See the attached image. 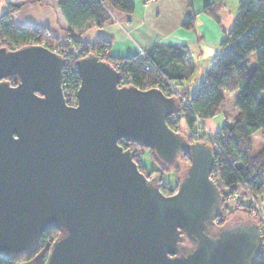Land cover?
Listing matches in <instances>:
<instances>
[{
  "label": "water",
  "instance_id": "1",
  "mask_svg": "<svg viewBox=\"0 0 264 264\" xmlns=\"http://www.w3.org/2000/svg\"><path fill=\"white\" fill-rule=\"evenodd\" d=\"M65 61L43 44L0 47V257H23L56 228L43 264H254L261 224L216 226L225 199L211 178L214 147L169 125L180 98L122 85L91 52L76 62L70 104ZM120 139L165 164L187 151L177 191L165 194L161 175L148 178Z\"/></svg>",
  "mask_w": 264,
  "mask_h": 264
},
{
  "label": "trees",
  "instance_id": "2",
  "mask_svg": "<svg viewBox=\"0 0 264 264\" xmlns=\"http://www.w3.org/2000/svg\"><path fill=\"white\" fill-rule=\"evenodd\" d=\"M20 4L9 3V9L0 16V47L16 49L26 44H43L61 53L66 61L63 67L62 86L67 102L77 100V91L81 84L80 73L76 62L83 56L93 52L110 62L121 74V84H134L140 88L160 87L170 94L169 82L178 85L184 97L190 90L185 80L192 73L194 65L188 66L187 59L190 50L187 44H155L144 49V54L126 57L110 55L114 37L102 33L92 42L82 41L73 34L74 29L80 33L91 23L102 26L112 19L113 13H131L134 10V0H59V7L69 24L68 34L60 40L53 36L46 27L35 24H18L12 19V13ZM221 2H207L204 10L218 18ZM195 14L184 22L186 27L193 26ZM222 52L215 55L208 75L201 81L190 100L189 105L180 99L181 112L168 120L176 131L183 132L189 141L206 140L214 147L215 162L211 178L223 193V210L219 215V224L225 225L234 220L239 212L247 214L251 220L259 223L262 219L254 211L252 202L236 201L227 205L229 194L239 187L248 189L254 196L264 193V147L253 153V134L259 130L264 135V0H239L235 20L224 34L220 43ZM79 50H75V48ZM252 54L256 55L254 72L249 71V61ZM146 63L150 68H146ZM13 81V78L8 77ZM174 92V91H172ZM237 92L235 100L238 109L232 122L220 126L214 135L201 128H196V122L213 118L221 112L226 98ZM192 93V92H191ZM190 93V94H191ZM184 118L188 132L182 131L181 120ZM124 148L135 149L134 160L140 170L148 178L154 176L143 168L146 150L158 163V170L174 171L177 183L182 168L189 164L190 154L182 152L178 162L165 164L156 154L154 148L140 145L135 141L120 139ZM163 178V175L160 174ZM161 186L164 181L161 179ZM178 186V185H177ZM163 191V190H162ZM176 189L173 191L175 192ZM164 192V191H163ZM255 215V218L253 217ZM253 218V219H252ZM60 235V230L52 228L43 232L38 244L23 257L6 259L0 257V264H18L22 260H31L41 250V260L48 252L51 243ZM254 264H264V250Z\"/></svg>",
  "mask_w": 264,
  "mask_h": 264
},
{
  "label": "crops",
  "instance_id": "3",
  "mask_svg": "<svg viewBox=\"0 0 264 264\" xmlns=\"http://www.w3.org/2000/svg\"><path fill=\"white\" fill-rule=\"evenodd\" d=\"M214 1L222 4L218 18L204 10L207 2ZM9 3L20 4L12 13L16 23L46 27L56 38H66L70 26L60 10L59 0H0V16L9 9ZM134 5L131 13L115 12L118 20L112 18L102 26L91 23L82 33L74 29L71 34L89 42L102 33L112 35L114 41L108 53L116 57L139 54L155 44H187L190 50L187 65H194L188 78L195 77L192 84L196 90L208 75L215 55L222 52L221 40L232 26L238 6L231 7L227 0H158L149 4L134 0ZM193 13V26L186 27L184 22ZM209 122L217 124L213 119ZM40 260L36 256L18 264H39Z\"/></svg>",
  "mask_w": 264,
  "mask_h": 264
},
{
  "label": "rangeland",
  "instance_id": "4",
  "mask_svg": "<svg viewBox=\"0 0 264 264\" xmlns=\"http://www.w3.org/2000/svg\"><path fill=\"white\" fill-rule=\"evenodd\" d=\"M238 1L239 0H227L228 4L233 8H236L238 6ZM112 18L113 19L117 18L115 11L113 13ZM117 20H118V18H117ZM255 67H256V55L252 54L250 56V61H249V71L254 72ZM194 80H195V77H191V78H188L185 80V84L188 86V89L190 90L189 94L194 91L193 90V84H192V83H194ZM176 86L179 89L180 86L179 87H178V85H176ZM168 95H174V94H168ZM262 97H264V93H263ZM236 99H237V92L230 94L226 98V101H225L223 108H222L220 113H218L213 118L200 120V121L196 122L195 127L197 128L198 125H200L201 128H199V129H203L208 133L209 136L210 135L213 136L215 131L217 129H219L221 125H223L226 122H232L234 116L237 114L238 109H237L236 104H235ZM211 119L216 121L217 124L212 125L209 122ZM218 125H220V126L218 127ZM181 127L183 128L182 131H185V133L188 132L184 118L181 120ZM252 138H253V153L255 154L264 147V135L262 134V131L259 130L253 134ZM144 157H145V159L143 161V165H144L143 168L145 170H147L149 174H151L153 176L156 173L163 175V178L161 177V179L164 181V185L160 186V189L163 190L164 193L167 195L173 194L174 193L173 191L175 189L177 191V189H178L177 179H176V175H175L174 171H171V170L170 171H163L162 173L156 171V169L158 170V168H160V167L158 166V163L151 157L149 150H146ZM178 161L179 160L177 159L175 162H178ZM161 179H160V181H161ZM161 183H162V181H161ZM172 186H173V189L170 192L171 189L169 187H172ZM239 188H243V187H239ZM243 198H242L243 200L230 199V200H228V202H229V204L233 205V204H235L236 201H240V202L244 201L245 203H249L251 201L245 196H243ZM252 204L254 205V211H256L258 213L259 217L261 216V214H264V193L258 195V198L256 196H254V201L252 202ZM259 206L261 207L263 212L261 210L257 209ZM237 214L238 215L237 216L235 215V217H234V220H236L237 222L244 221V220H251V218L247 217V214H245V213L239 212ZM253 217L255 218V215ZM260 224L262 226V221L260 222ZM43 251L41 250L36 256L41 257Z\"/></svg>",
  "mask_w": 264,
  "mask_h": 264
},
{
  "label": "built area",
  "instance_id": "5",
  "mask_svg": "<svg viewBox=\"0 0 264 264\" xmlns=\"http://www.w3.org/2000/svg\"><path fill=\"white\" fill-rule=\"evenodd\" d=\"M155 1H158V0H145V3L146 4H149V3L155 2ZM75 50H79V48L76 47ZM140 54H144V50H141ZM146 68L149 69L150 68V64L146 63ZM168 82H169V90H170L169 93L178 96L180 99H182L184 101L185 104H188L189 105L191 98L195 94V91H193L191 94H189L188 97H184L183 94L181 93V91L177 88V86L174 83H172L170 81H168ZM172 91H174L175 93L172 92ZM76 102H77V100L74 101V102H71V104H76ZM243 196L247 197L252 202L254 201V195L248 189H246V188H238L234 193L229 194L227 196L226 203H227V205H232V204H229L228 200H230V199H234V200L240 199V200H243L244 199ZM257 209L262 211V209H261L260 206ZM260 218L262 219L261 229H262V232H263V235H264V214H261ZM263 250H264V246L262 247V251Z\"/></svg>",
  "mask_w": 264,
  "mask_h": 264
},
{
  "label": "flooded vegetation",
  "instance_id": "6",
  "mask_svg": "<svg viewBox=\"0 0 264 264\" xmlns=\"http://www.w3.org/2000/svg\"><path fill=\"white\" fill-rule=\"evenodd\" d=\"M171 117H174V116H171ZM177 185H178V183H177ZM160 186H161V181H160ZM171 190H170V192L172 191V189H173V186L172 187H169ZM165 189V188H164ZM173 193V192H172ZM219 217H218V219H217V223H216V226H221L220 224H219ZM236 220H231L229 223H233V222H235Z\"/></svg>",
  "mask_w": 264,
  "mask_h": 264
}]
</instances>
